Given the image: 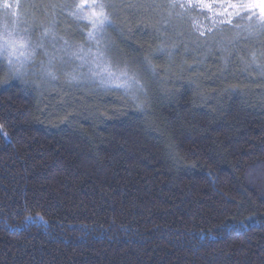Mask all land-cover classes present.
Returning <instances> with one entry per match:
<instances>
[{
    "label": "trees",
    "instance_id": "obj_1",
    "mask_svg": "<svg viewBox=\"0 0 264 264\" xmlns=\"http://www.w3.org/2000/svg\"><path fill=\"white\" fill-rule=\"evenodd\" d=\"M107 2L142 97L64 88L55 104L0 59V264H264L254 47L172 25L162 0Z\"/></svg>",
    "mask_w": 264,
    "mask_h": 264
},
{
    "label": "rangeland",
    "instance_id": "obj_2",
    "mask_svg": "<svg viewBox=\"0 0 264 264\" xmlns=\"http://www.w3.org/2000/svg\"><path fill=\"white\" fill-rule=\"evenodd\" d=\"M109 1L0 0V59L14 77L42 96L53 95L49 101L55 104L63 102L58 94L64 88L116 86L142 97L144 83L138 73L128 74L113 53L101 8ZM162 2L161 11L173 13L172 25L189 21L202 32L213 29L207 34L211 40L232 36L248 42L264 74V0Z\"/></svg>",
    "mask_w": 264,
    "mask_h": 264
}]
</instances>
